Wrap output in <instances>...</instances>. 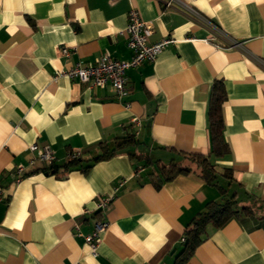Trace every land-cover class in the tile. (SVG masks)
I'll return each instance as SVG.
<instances>
[{
    "label": "crops",
    "instance_id": "obj_1",
    "mask_svg": "<svg viewBox=\"0 0 264 264\" xmlns=\"http://www.w3.org/2000/svg\"><path fill=\"white\" fill-rule=\"evenodd\" d=\"M132 6L153 22L150 42H174L127 70V95L53 78L100 54L129 59ZM215 27L237 45L216 47ZM214 80L224 86L230 151L213 162L230 169L217 182L240 212L208 224L182 264H264V0H0V264H175L185 227L222 192L195 172L154 182L178 152H209ZM128 134L130 143L87 171L28 165L33 143L50 146L60 166L68 152L87 160L97 143L113 147ZM18 164L26 169L16 181ZM121 180L107 209L95 210ZM100 219L108 226L93 255L78 232Z\"/></svg>",
    "mask_w": 264,
    "mask_h": 264
},
{
    "label": "trees",
    "instance_id": "obj_2",
    "mask_svg": "<svg viewBox=\"0 0 264 264\" xmlns=\"http://www.w3.org/2000/svg\"><path fill=\"white\" fill-rule=\"evenodd\" d=\"M224 86L221 80H214L209 97L208 107V130L210 139V150L207 154L178 152V158L170 160L167 164H160L159 175L156 176L155 186L158 188L164 181L171 180L179 174L195 172L207 184L217 186L222 192L219 201L207 202L201 211L193 216L184 229L181 241V249L176 256L175 264H182L194 253L196 247L203 241V236L208 224L218 228L226 223L230 218L235 217L240 212L237 200L234 195L225 196V189L221 187L217 180L219 176L230 178V169L225 168L222 172L216 169L213 158H220L229 153L230 149L223 136V103L225 100ZM132 135L116 137L113 147L103 142L97 143L99 151L87 160H83L82 154L72 160H67L60 166L55 164V160L44 163L43 166L33 169L44 173H55L59 167L63 170L80 168L87 171L96 161L107 159L115 152L130 143ZM192 167V168H191ZM194 167V168H193ZM153 175V174H152ZM246 209L245 207L242 208ZM264 218V215L262 216Z\"/></svg>",
    "mask_w": 264,
    "mask_h": 264
},
{
    "label": "built area",
    "instance_id": "obj_3",
    "mask_svg": "<svg viewBox=\"0 0 264 264\" xmlns=\"http://www.w3.org/2000/svg\"><path fill=\"white\" fill-rule=\"evenodd\" d=\"M171 4V3H169ZM126 40V46L131 50L132 55L127 60H119L108 54H100L95 61L89 65L75 64L69 69L57 72L53 78L65 76L77 79L79 82L87 84L89 87L108 85L115 94L123 97L128 94V81L126 72L128 69L137 67L144 62H152L157 55L174 40L171 38H162L157 42H150L153 33V22L144 20L140 16L135 7H131L127 12V23L123 30ZM220 39L221 41H216ZM216 41L215 46L222 49L232 48L237 45L235 40L231 39L218 27L214 28V34L209 38ZM223 40V41H222ZM61 54L68 56L70 50L66 47L60 48ZM132 122L138 124V119L133 118ZM32 157L28 161L29 166H33L36 162L50 163L56 159L54 151L48 145H37L35 143L28 146ZM80 150L68 152L66 159L72 160L80 157ZM26 166L18 164L15 166L16 181L24 174ZM123 185V181L117 182L113 187V194L105 197H99L96 201L95 210L103 212L107 209L113 197L117 194L119 188ZM108 226V223L102 219L94 223L93 230L89 234H81L84 241L89 245L90 251L96 255L98 245L102 240V236ZM78 231V230H77ZM184 238L182 237L181 241Z\"/></svg>",
    "mask_w": 264,
    "mask_h": 264
}]
</instances>
